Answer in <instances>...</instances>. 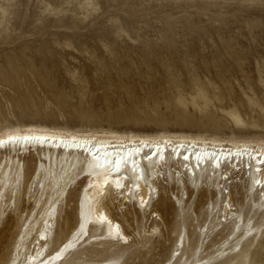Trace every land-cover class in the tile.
Here are the masks:
<instances>
[{
    "label": "rangeland",
    "instance_id": "rangeland-1",
    "mask_svg": "<svg viewBox=\"0 0 264 264\" xmlns=\"http://www.w3.org/2000/svg\"><path fill=\"white\" fill-rule=\"evenodd\" d=\"M31 123L264 141V0H0V128ZM40 156L21 159V183L0 219V264L38 197ZM159 175L154 200L178 207L177 197L188 199L185 215L166 209L160 221L132 203L108 202L132 241L84 244L70 261L121 254L120 264H167L185 222L181 263L204 240L202 256L233 247L221 264H264V225L236 247L233 225H210L220 220L222 199L210 215L217 191L248 210L244 170L215 181L205 170L195 190L185 171L168 165ZM83 183L61 205L50 250L76 225Z\"/></svg>",
    "mask_w": 264,
    "mask_h": 264
},
{
    "label": "bare ground",
    "instance_id": "bare-ground-1",
    "mask_svg": "<svg viewBox=\"0 0 264 264\" xmlns=\"http://www.w3.org/2000/svg\"><path fill=\"white\" fill-rule=\"evenodd\" d=\"M35 151L41 156L36 162L33 182L42 186L22 225L19 239L12 249L8 246L11 249L9 260L3 264H120L121 254L90 262H71L70 259L77 256L84 244L120 242L126 245L132 241L122 222L108 208V202L118 199L121 208L128 202L132 203L139 213L156 212L155 218L159 216L160 221L163 220L160 211L166 209L179 208L185 215L188 199L177 197L178 207L171 200L158 204L159 198L154 200L156 179L159 180V172L168 165L180 173L186 172L195 183L192 190H195L205 170L209 179L214 181L219 176L222 180L223 174H239L244 170L249 180L246 198L252 196L253 199L248 210L243 212L242 206L234 207L230 195L229 199L227 196L223 199L222 192L217 191L210 215L215 213L214 208L222 199L220 220L215 224L212 220L210 225H215L216 230L227 222L233 225L232 234L237 232L235 247L254 235L257 225H264L262 140L206 137L162 130L135 133L114 129H67L34 123L0 128V163L4 162L0 169V219L11 205L13 190L17 187L15 183L18 179L19 185L21 183L22 157ZM179 180L182 179L179 177ZM81 181L84 183L76 203V225L57 247L50 250L49 243L54 239L61 205ZM114 192L117 196L110 197ZM182 225V231L175 240L176 249L167 264H221L228 261L233 253V247L226 248L229 243L217 254L202 256L203 240L181 263L186 240L189 239L185 222ZM152 228L156 232L159 230L157 224ZM34 230L35 237L32 236ZM203 235L207 237L209 231ZM30 237H33L31 241ZM241 251L242 247L237 254H241L243 259L245 254ZM191 257L193 259L189 261Z\"/></svg>",
    "mask_w": 264,
    "mask_h": 264
}]
</instances>
